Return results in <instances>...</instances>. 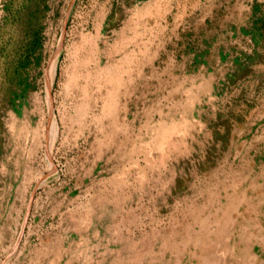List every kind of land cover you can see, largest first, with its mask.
Here are the masks:
<instances>
[{
	"label": "rangeland",
	"instance_id": "374dc122",
	"mask_svg": "<svg viewBox=\"0 0 264 264\" xmlns=\"http://www.w3.org/2000/svg\"><path fill=\"white\" fill-rule=\"evenodd\" d=\"M0 264H264V0H0Z\"/></svg>",
	"mask_w": 264,
	"mask_h": 264
}]
</instances>
